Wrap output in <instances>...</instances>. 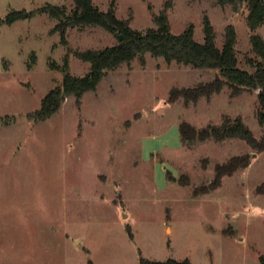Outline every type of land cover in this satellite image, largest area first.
<instances>
[{
  "label": "rangeland",
  "instance_id": "1",
  "mask_svg": "<svg viewBox=\"0 0 264 264\" xmlns=\"http://www.w3.org/2000/svg\"><path fill=\"white\" fill-rule=\"evenodd\" d=\"M48 2L0 0V17ZM139 30L167 11L172 31L189 26L205 39L209 17L222 46L237 31L239 65L253 70L246 6L217 0H94ZM58 19L37 12L0 25V264H139L142 257L189 258L193 264H260L264 253V123L260 89L221 91L198 100L172 98L176 88L213 80L217 71L148 52L112 69L95 90L68 96L47 120L30 113L70 70L90 62L75 51L119 42L102 26L77 25L68 42ZM242 117L256 143L242 137L181 136L183 122L201 129ZM244 159L215 182L216 166Z\"/></svg>",
  "mask_w": 264,
  "mask_h": 264
},
{
  "label": "trees",
  "instance_id": "2",
  "mask_svg": "<svg viewBox=\"0 0 264 264\" xmlns=\"http://www.w3.org/2000/svg\"><path fill=\"white\" fill-rule=\"evenodd\" d=\"M220 4L243 5L248 9L247 21L252 30L264 24V0H217ZM75 6L69 10L65 5L51 2L27 11L14 10L5 18L0 17V25L11 24L14 21L34 15L37 12L48 13L58 19L53 31H58L63 42L67 43V30L69 27L82 25L102 26L118 36L117 44L103 48H89L77 50L75 54L84 61L90 62V69L84 75H75L70 70L69 53L64 61V76L60 84L48 91L43 97L41 107L30 113V117L36 121L47 120L56 113L64 100L71 95L80 99L87 91L95 90L100 81L112 69L123 63H130L139 57L146 62V54L163 56L167 61H178L191 64L194 67L213 69L217 71L216 77L207 82H201L196 86L183 89L176 88L172 98L184 95L187 100H198L201 96H211L222 90L226 83L234 87L236 92L243 89H260L259 99L261 103L260 119L264 123V37L254 32L251 42L256 58H251L249 63L253 70L241 67L236 48L237 31L233 24L226 28L225 40L222 46L216 41L217 32L209 17L204 20L205 39L203 42L194 36V28L189 26L181 33L172 31L167 11L155 15L156 27L139 30L131 25L129 19L117 15L115 7L108 10L101 9L94 0H74ZM122 35V38H120ZM181 136L184 138L222 140L229 137H242L251 143H256L252 129L240 116L226 117L221 124H209L201 129L195 128L189 122H183ZM264 149V146H260ZM243 157L234 156L226 163L216 166L215 182L221 180L226 174H231L240 165ZM264 191V187L260 188ZM139 264H193L189 258L178 260L170 257L166 260L142 257ZM260 264H264V253L260 255Z\"/></svg>",
  "mask_w": 264,
  "mask_h": 264
},
{
  "label": "water",
  "instance_id": "3",
  "mask_svg": "<svg viewBox=\"0 0 264 264\" xmlns=\"http://www.w3.org/2000/svg\"><path fill=\"white\" fill-rule=\"evenodd\" d=\"M120 38H122V35H120Z\"/></svg>",
  "mask_w": 264,
  "mask_h": 264
}]
</instances>
